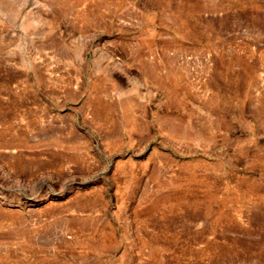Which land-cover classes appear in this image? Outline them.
Masks as SVG:
<instances>
[{"label":"rangeland","instance_id":"1","mask_svg":"<svg viewBox=\"0 0 264 264\" xmlns=\"http://www.w3.org/2000/svg\"><path fill=\"white\" fill-rule=\"evenodd\" d=\"M0 264H264V0H0Z\"/></svg>","mask_w":264,"mask_h":264}]
</instances>
